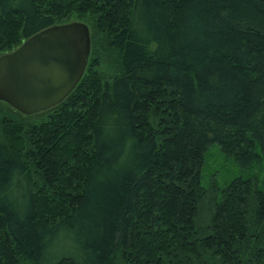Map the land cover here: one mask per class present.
Masks as SVG:
<instances>
[{
    "label": "trees",
    "instance_id": "trees-1",
    "mask_svg": "<svg viewBox=\"0 0 264 264\" xmlns=\"http://www.w3.org/2000/svg\"><path fill=\"white\" fill-rule=\"evenodd\" d=\"M44 1L0 0V53L68 21L64 5L49 0L59 8L50 13ZM105 2L75 6L97 7L121 64L111 82L89 59L49 108L60 123L47 136L31 123L38 113L0 100V264H113L118 250L131 264H264V189L240 177L208 188L201 176L211 144L249 143L245 165L264 162V0ZM193 9L201 33L179 32ZM76 19L92 49L97 27ZM162 98L175 111L152 130L149 109ZM36 182L62 189L48 205Z\"/></svg>",
    "mask_w": 264,
    "mask_h": 264
},
{
    "label": "water",
    "instance_id": "water-1",
    "mask_svg": "<svg viewBox=\"0 0 264 264\" xmlns=\"http://www.w3.org/2000/svg\"><path fill=\"white\" fill-rule=\"evenodd\" d=\"M90 55L83 21L46 27L0 54V100L30 115L63 101L82 78Z\"/></svg>",
    "mask_w": 264,
    "mask_h": 264
},
{
    "label": "rangeland",
    "instance_id": "rangeland-1",
    "mask_svg": "<svg viewBox=\"0 0 264 264\" xmlns=\"http://www.w3.org/2000/svg\"><path fill=\"white\" fill-rule=\"evenodd\" d=\"M54 1V0H52ZM81 1L86 2L87 4H93L94 1L97 3H103L105 5V0H65V1H60L58 2L61 5H64L62 7L63 11L62 17L68 20L67 22L71 21H81L80 19H76L79 17H87L89 19V22L94 23L96 20L99 18L98 17V12L97 7L93 5L92 9L89 10H79L77 9L78 7L75 6L78 3H81ZM45 9L48 10V12L53 13L54 10L59 9L56 6H52L49 2V0H45L43 2ZM103 5V6H104ZM69 8V9H67ZM44 9V10H45ZM191 14L187 13V17L184 18L178 27V31H183L185 29H192L195 30L196 32L201 33V25L200 23L197 22L195 15L198 17V14L195 12L193 9L190 11ZM198 19V18H197ZM64 22V23H67ZM177 24V23H176ZM93 28L95 26L96 28V35H95V40L93 41V46L91 49V39H90V53L92 52L91 55H89L88 62H87V67L89 64V59L90 63L92 59L94 61L96 60V65L92 64L89 67L91 70L94 68L96 72H98L99 77L103 79V82H111L112 78L120 71L121 69V64L117 61V53L114 54L113 49H111L107 44L106 41L104 40V33L101 30V28L96 25L95 23L92 24ZM230 25V24H229ZM5 28L2 20H0V28ZM1 28V30H3ZM229 26L226 25V29L228 30ZM263 28V27H262ZM5 31V30H4ZM100 31V32H99ZM264 31V28H263ZM93 33V32H92ZM23 41V40H22ZM21 41V42H22ZM15 48V47H14ZM12 50V49H11ZM10 51V50H9ZM8 52V51H6ZM5 53V52H2ZM0 53V54H2ZM120 73V72H119ZM118 75V74H117ZM166 97V96H164ZM12 107V106H11ZM52 107V106H51ZM175 103L173 101H169L167 98H162L159 101H157L150 109L149 113L151 114V123L153 124L152 130L156 127V122L160 116H163L167 114V110L170 111H175ZM4 109H8L7 107H4ZM15 109V108H14ZM10 110V109H9ZM11 113V112H10ZM38 114L34 116V118L30 119L31 123L41 125L40 129L41 131L45 132V136H47V133L50 132L52 129L57 128V123L60 122H54L53 124L50 123L47 119L46 116L50 114V109L48 108L47 110H43L40 112H37ZM26 115V114H25ZM79 115V114H78ZM2 116V115H0ZM58 116H55L57 118ZM52 118V117H51ZM55 120V119H54ZM35 126L34 128H36ZM1 131H3L0 127V134ZM33 137L35 138V134H33ZM5 141L9 143L7 148H11L13 145L12 144V139L7 137H4ZM243 146L245 149L249 148V143L243 142V145H240L239 147H234L231 148L229 152H224L221 148V146L217 144H211L210 146L207 147L205 154H204V161H203V166H202V182L204 185L208 186V188H215V186H222L225 183H228L238 177L240 178H247L250 181H254L258 187H261L264 189V162L262 160H255L251 159L249 161L248 165H245L247 161L245 160V156H243ZM32 149H35V147L32 145ZM252 150V148H250ZM241 152V153H240ZM30 153V152H29ZM29 153L27 156L29 157ZM240 153V154H238ZM83 159V158H81ZM30 165V164H29ZM32 170L35 169V178L36 176V169L37 165L32 166ZM41 181L39 180V183ZM252 185H254L252 183ZM36 188L39 191L40 194H42L44 197H46L49 201L48 205L53 202V200L58 196V194L55 192L56 188L54 190H45L40 187L39 184L36 182ZM62 189V186H57V192L59 193ZM74 189V188H72ZM208 193L210 192V189L208 190ZM45 194V195H44ZM57 194V195H56ZM56 195V196H55ZM68 197V196H67ZM60 204V205H59ZM66 205L63 204L61 201H59L58 206L56 207L57 213H65ZM53 216L54 214L51 213ZM54 217V216H53ZM51 217H48V215H45L43 218L44 221L50 220ZM169 245H172L173 243H168ZM188 248V246H186ZM125 252H121L120 250L117 251V253L114 254L113 258V264H131L132 262L128 261L125 259ZM18 264H31L28 260L21 259Z\"/></svg>",
    "mask_w": 264,
    "mask_h": 264
}]
</instances>
